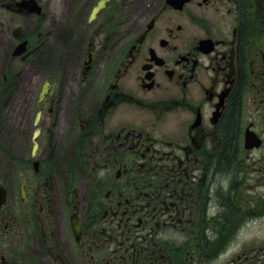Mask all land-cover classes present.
<instances>
[{"label": "flooded vegetation", "instance_id": "1", "mask_svg": "<svg viewBox=\"0 0 264 264\" xmlns=\"http://www.w3.org/2000/svg\"><path fill=\"white\" fill-rule=\"evenodd\" d=\"M35 1L0 12V264H264V0Z\"/></svg>", "mask_w": 264, "mask_h": 264}, {"label": "trees", "instance_id": "2", "mask_svg": "<svg viewBox=\"0 0 264 264\" xmlns=\"http://www.w3.org/2000/svg\"><path fill=\"white\" fill-rule=\"evenodd\" d=\"M237 101L233 102L231 112L226 121L225 127V143L221 153L220 163L222 171L227 173L232 166L235 154H236V143L238 135V113H237Z\"/></svg>", "mask_w": 264, "mask_h": 264}, {"label": "rangeland", "instance_id": "3", "mask_svg": "<svg viewBox=\"0 0 264 264\" xmlns=\"http://www.w3.org/2000/svg\"><path fill=\"white\" fill-rule=\"evenodd\" d=\"M9 2V0H0V12L5 14V11L3 10L5 5ZM45 4L43 6L45 9H49L51 12H53L56 9V4L53 0H46L44 1ZM72 0H65L64 6L67 8L65 13L66 17L68 16L69 10L68 8L71 6ZM3 8V9H2ZM2 10V11H1ZM38 79V77H36ZM257 219V218H253ZM252 219V216L248 218V221L250 224H246V229L247 233L249 235V241L253 240L251 247L254 248L250 254H253L255 252H263L264 251V224H257L254 220ZM264 223V221H263ZM258 226L261 227V231L258 230ZM240 246H238L239 248ZM257 248H262L263 251H260V249Z\"/></svg>", "mask_w": 264, "mask_h": 264}, {"label": "water", "instance_id": "4", "mask_svg": "<svg viewBox=\"0 0 264 264\" xmlns=\"http://www.w3.org/2000/svg\"><path fill=\"white\" fill-rule=\"evenodd\" d=\"M105 1L106 0H101V1H99L97 3V5L94 7V9L92 11V15H91L92 18L94 17V14L95 13L99 12L104 7ZM20 5H22V2L20 3ZM25 6L28 7V8H30V3H26ZM37 119H38V115L36 117V121H37ZM35 148H36V145H34V150H35Z\"/></svg>", "mask_w": 264, "mask_h": 264}]
</instances>
